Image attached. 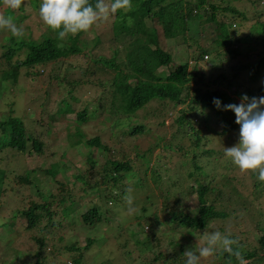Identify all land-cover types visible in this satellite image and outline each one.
Listing matches in <instances>:
<instances>
[{
    "label": "trees",
    "instance_id": "16d2710c",
    "mask_svg": "<svg viewBox=\"0 0 264 264\" xmlns=\"http://www.w3.org/2000/svg\"><path fill=\"white\" fill-rule=\"evenodd\" d=\"M31 2L39 9L42 0ZM88 2L94 4L95 0ZM229 17L232 21L227 22ZM205 18L214 24L212 44L202 46L198 57L194 55L197 61L194 68H190L189 60L172 67L173 54L164 48V39L173 41L184 33L190 38L199 35L204 31L200 23ZM239 18L244 20L246 14L228 0H132L130 10L119 11L95 23L106 25L112 32L110 55L90 57L89 41L83 38L85 31L68 34L61 39L48 26L38 39L25 33L19 38H3L6 42L1 44L5 49L0 56V96L9 89H17L20 76L24 74L33 75L32 79L42 76L51 83L56 80L68 86L65 91L60 90L64 94L58 102L55 117L52 112L49 120L39 119L46 125L41 131L35 129V125L29 127L25 119L17 115L8 114L0 119V242L5 251L0 256V264H17L24 254L32 258V264H68V260L69 264H85L83 259L97 238L88 235L82 238L84 240H68L61 233L58 236L52 234L58 229L64 233L76 228V208L69 205L77 207V198L83 194L86 185L96 188L99 200L90 202L77 222L84 228H96L111 206L109 202L118 210V206L124 203V196L131 192L132 189L126 185L128 176L133 177V188L145 187V179L139 176V172L150 173L157 179L161 177L159 162L166 163L165 177H161V181H174L176 191L185 197L196 191L198 200L188 204L186 209L178 207L169 211V222H175L174 229L180 232L176 239L166 238L165 233L155 227L150 232L139 228L145 237L137 242L152 255L144 261L145 264H183L184 252L194 248L186 233H201L212 221L230 216L229 212L218 208L213 199L225 197L222 192L226 190H229L226 196L234 199V211L247 212L252 223L249 205H254V200L249 195L240 194L233 183H228L230 187L213 184L217 173L211 175L215 171L212 157L216 156L214 151L221 150L205 147L206 141L212 140V135L224 136L230 135L231 131L234 133L235 129L239 131L235 113L217 109L214 98L227 105L240 103L231 91L238 98L242 94L264 96V84L250 89L243 87L242 82H235L242 72L246 79L247 72L254 69L250 80H258L264 72V20L257 19L251 33L246 36L237 35L240 27L234 28L238 26L236 22L242 24ZM254 36L259 40L257 44L252 41ZM93 40L94 47L101 43L98 35ZM20 53L24 57L15 59ZM209 54L213 65L222 70L215 74L213 82L217 85L204 89L205 73L198 61ZM78 57L85 58L84 62L77 60ZM53 64L55 67L47 68ZM78 67L82 74L70 77ZM7 71H11L12 76L3 78L2 74ZM202 113L207 130L217 131L215 134L204 130L194 118V115L199 118ZM213 114L221 117V131L212 125ZM70 119L75 121L74 124H68ZM91 121L97 123L98 134L85 137L81 125ZM58 124L65 126L67 135V148L58 152L62 161L30 168L23 157L27 153L44 156L48 151L46 139ZM137 137H151L146 149L136 142ZM70 149L81 150L79 153L84 155L86 164L78 167L85 168L74 173V180L60 179L58 175H67V168L62 166L74 163L68 157ZM157 152L160 158L154 164ZM105 159L107 161L101 163ZM12 160L14 164L19 160V166L11 176L5 167ZM176 162H180L178 167ZM173 168L183 169L182 183H178L180 178L175 181L170 177ZM38 171L51 177L61 190H42L35 176ZM92 176L94 180H91ZM201 177L212 180L204 184ZM189 178H195L196 183L186 185ZM29 188H33L31 192L38 199L34 195L27 196ZM263 189L260 182L256 183L255 196H261L259 191ZM181 201L180 205H183ZM56 206L61 207L60 214ZM115 216L123 218L121 214ZM244 217H237L235 223L242 222ZM258 226L253 230L257 235L258 248L248 247L235 233L227 234L237 240L234 247L238 248L244 260L264 264V226ZM41 227L43 232L40 230L35 234V230ZM49 234L52 237L47 236ZM54 255L57 260L50 258ZM213 255L215 258L211 264L239 263L234 255L220 249ZM134 262L130 261L131 264Z\"/></svg>",
    "mask_w": 264,
    "mask_h": 264
},
{
    "label": "rangeland",
    "instance_id": "374dc122",
    "mask_svg": "<svg viewBox=\"0 0 264 264\" xmlns=\"http://www.w3.org/2000/svg\"><path fill=\"white\" fill-rule=\"evenodd\" d=\"M231 4L236 5L241 11L246 14V18L243 20L241 18L242 24L240 21L236 22L238 26H234V28L240 27V31L237 32V35H249L252 31V27L256 23L257 19L264 20V0H228ZM106 3H111V0H105ZM0 15L8 16L12 18V15L18 16V18L13 19L14 23L18 27L23 28V33L25 35H31L33 38H40L41 34L47 30L48 26L41 20L39 16V9L34 7L31 0H24V3L18 8L10 9L4 3H0ZM112 21V19L110 18ZM232 21V18H227V22ZM232 23V22H231ZM230 23V24H231ZM204 29V31L200 32L199 35H195L193 38H190L187 34H182L178 36V38L174 39L173 41L164 39V48L168 49L173 54V60L170 63L172 67L180 64L181 62L189 60L190 68H194V65L197 61L194 58V55L197 57L201 53L202 46H208L212 44L215 34L213 32L214 24L212 22H208L205 18L200 23ZM238 31V30H237ZM98 35L101 39V43L94 47V36ZM13 36L9 29L0 27V56L4 51V47L1 46L2 43L6 42L4 37H11ZM111 37L112 32L110 28L106 25L102 24H95L91 26L87 31H85L83 38L89 41V55L90 57H97L98 55H110L112 50L111 45ZM194 39V40H193ZM255 44H257V38L254 36L252 40ZM228 43V42H227ZM190 44V45H189ZM230 43L229 46H231ZM93 46V47H92ZM245 46H247L245 44ZM188 50V51H187ZM18 57L23 58V53L18 54L15 59ZM211 54H209V58L204 56L203 59H200L198 64L200 65V69L204 70V78L203 86L204 89L208 87L214 88L217 84L213 82L214 78L216 77V73L220 72L222 68H217L213 65V61L210 59ZM226 58V57H225ZM77 60L84 62L85 58L78 57ZM247 60V59H246ZM56 64L49 65L47 68H53ZM227 66L230 65L227 63ZM25 71V68L22 69ZM47 71V69H46ZM213 71V74H212ZM254 69H251L250 73H254ZM234 70L232 73L234 74ZM243 73V72H242ZM241 73L239 77L235 79V82H242L241 85L246 88L254 89L258 88L260 84H264V72L258 78V80H250V73L247 72V78L244 79V75ZM82 74L81 69L78 67L73 71V74L70 75L72 78L79 77ZM3 78L11 77L12 72L7 71V73L2 74ZM46 76V75H45ZM33 75H21L19 79V84L17 85V89H9L5 92L2 96H0V119H3L8 114L17 115L23 117L27 122L29 127L35 125V129L41 131L46 128L45 124L39 122L40 118H44L45 120H49V115L52 114L55 117L56 109L58 106L59 100L62 98L63 92L65 91L64 88L68 86V84L63 82H58L53 80L54 82H49L45 79V77L37 76L36 79H32ZM237 82V83H238ZM239 84V83H238ZM209 85V86H208ZM60 90H64L63 92ZM233 97H235L239 102H241V98L235 96V94L231 91ZM12 109V112H11ZM209 112L212 114L211 109ZM204 114L202 113L200 117L194 115L195 119L200 122L201 127L207 130V126L204 121ZM221 117L219 115L213 114L211 116L212 125L217 128L218 131L222 129V122ZM56 120V119H55ZM70 119L68 124H74V120ZM95 121H91L86 124H82L81 127L85 133V137H91L98 134L97 126ZM105 123L104 125H106ZM240 128V126H238ZM64 125L58 124L56 129L47 137V148L48 151L45 152L44 156H40L37 153H27L23 157V160L26 161L30 168H36L38 166H48L52 163L61 162L62 158L59 156L58 152L63 151L67 148L66 146V128ZM235 129L234 133L232 131L229 133L230 135L224 134L217 135L214 131H208L212 135V140L210 142L209 139L206 141L205 147L214 148L216 150L221 151H214V155L211 156L212 164L215 166V171L211 174H216L214 176L213 184L221 186L222 184L233 183L239 190L240 194H244L245 196L249 195L254 200V205H249V214L252 215V223L249 221V216L247 212H235V205L233 203L234 199L226 196L229 190L226 192H222V195L225 197L220 199H215V204L218 208L226 210L229 212L230 216L225 219H216L210 223L208 228L203 232H194L198 235L200 243L198 242L197 237L191 232L186 233L187 239L191 241L194 245L192 250L197 249L205 242V238L209 235L212 231L218 230L222 234H227L229 232L235 233L238 236V239L242 240L248 247H259L257 235L253 233L255 231L256 226L262 225L264 226V189L260 190L259 192L262 193L261 196L257 197L254 194L255 184L258 183L257 175L255 172L249 170L247 172H241L238 167H236L231 160L225 156V149L226 147H232L238 143L239 140V131ZM100 133V132H99ZM83 138L80 139L82 141ZM151 141V137H141L136 138V142L139 143L142 149H146ZM78 143L77 146H79ZM109 144H113V142L109 141ZM156 151V150H155ZM81 150L77 149H70L68 157L73 160V164L70 165L66 164L62 167L67 168V175L66 177H61L58 175L60 179H71L74 180V173L81 172V168L85 167H78L79 164H86L84 159V155H80ZM220 154H217L219 153ZM222 152V153H221ZM219 158H218V157ZM150 158V156H149ZM158 152L155 154L154 164L159 160ZM166 160V159H161ZM171 160V159H170ZM14 160L11 162H7L6 170L11 172L9 175H13V170L19 166V160H15L18 163L14 164ZM107 159L102 160V162H106ZM180 162H176L177 167L179 166ZM22 162H20V165ZM24 164V163H23ZM88 166L91 167L89 163ZM165 162H159L158 168L161 172V177H165ZM23 167H21V170ZM69 174V175H68ZM36 178L39 184H41L42 190H48L51 188L52 191L58 192L61 189L55 186V181L51 180V177H48L44 172H37ZM139 176L145 179V187H141L139 189H135L132 187L133 177L131 175L128 176L126 180V185L130 187L132 190L130 193L126 194L123 199V204L118 206V210L115 208L114 204L110 201V207L107 208L102 223L98 224L96 228H84L83 226H78V221L81 220V214L87 210V206L90 202L98 201L99 200V191L95 188L92 189L91 186L86 185V189L84 190L83 194L77 198V207L74 205L70 208H76V228L73 230H69L67 232L62 233L60 229L56 231H52V234L58 236L61 234L66 237V239L70 240L72 238L82 239L88 235L90 237L97 238L95 245L92 246L91 250L87 252V255L83 260H85V264H131L130 261L134 260L133 264H145V260H148L152 257L150 251H146L143 244H138L137 240H141L143 237L142 233L140 232L139 228L144 230V232H150L152 227L156 229H160L163 233H165L166 238L176 239L178 238L179 231L175 230L174 227L176 226L175 222H169V211L175 208H184L188 207V204L192 205L198 199V193L192 192L188 197L182 196L176 191V187L174 181H161V177L153 178L152 174L146 173L144 171L139 172ZM146 176L148 179H146ZM170 177H173L175 181L178 183H182L183 181V169L176 170L173 168L170 170ZM136 178H139L136 176ZM58 179V180H60ZM156 179V180H155ZM9 180V177H7ZM91 180H94V177H91ZM211 178H204L201 177L200 181L204 184L210 182ZM237 181V182H236ZM195 178L188 179L186 185L195 184ZM261 185L264 187V182H260ZM259 190V189H258ZM33 188L28 190L27 196L34 195L35 199H38V196L33 194ZM9 193V192H8ZM170 195V197H168ZM219 195V194H218ZM185 199L184 201H181ZM180 201L184 202L183 205H180ZM132 202V203H131ZM165 202L167 204H165ZM211 203V201H209ZM121 204V203H120ZM133 204V205H132ZM58 210V214L61 212V207L56 206ZM116 214H121V217L115 216ZM241 215H245L242 222L235 223L234 220L236 218H240ZM139 222V223H138ZM42 224L41 226H43ZM259 227V226H258ZM260 228V227H259ZM23 231H26L25 227L20 228ZM43 232V228H38L37 232ZM78 233L75 235L76 231ZM134 230L131 234V231ZM175 230V231H173ZM2 229L0 228V233ZM42 235V233H41ZM81 235V236H80ZM52 237V235H47ZM27 237V236H26ZM84 240V239H82ZM29 242V240H28ZM83 242V241H82ZM5 251H3V243L0 242V256L4 255ZM63 258H67L65 255H62ZM53 260H57V258L50 257ZM215 255H210L207 258H201V264H211ZM67 261V260H66ZM251 260H245L246 264H253L250 262ZM67 263H71L70 260ZM17 264H32V258L29 256L21 255L20 260ZM239 264V263H238Z\"/></svg>",
    "mask_w": 264,
    "mask_h": 264
},
{
    "label": "clouds",
    "instance_id": "9594fccd",
    "mask_svg": "<svg viewBox=\"0 0 264 264\" xmlns=\"http://www.w3.org/2000/svg\"><path fill=\"white\" fill-rule=\"evenodd\" d=\"M10 9H18L24 0H4ZM132 0H42L39 7L41 20L56 31L58 37L63 39L66 35H75L81 31H87L100 19H108L119 11H128ZM0 27L10 30L14 37L23 36V28L18 27L13 19L0 15ZM207 56V57H206ZM209 58V55H205ZM214 105L220 110H231L235 113L236 123L239 128L238 143L232 147H226L225 156L239 168L241 172L253 171L257 175L258 182H264V96L249 97L242 94L239 104L231 103L222 105L219 98H214ZM198 239L196 233L192 232ZM237 240L230 234H222L218 230L212 231L206 236L205 242L195 250L184 252L183 264H200V259L207 258L218 249L234 255L239 264H246L237 245Z\"/></svg>",
    "mask_w": 264,
    "mask_h": 264
},
{
    "label": "built area",
    "instance_id": "2783aa9c",
    "mask_svg": "<svg viewBox=\"0 0 264 264\" xmlns=\"http://www.w3.org/2000/svg\"><path fill=\"white\" fill-rule=\"evenodd\" d=\"M207 57V56H206Z\"/></svg>",
    "mask_w": 264,
    "mask_h": 264
}]
</instances>
